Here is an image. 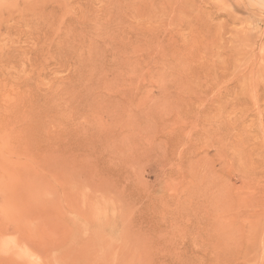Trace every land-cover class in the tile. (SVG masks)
Listing matches in <instances>:
<instances>
[{"label":"rangeland","instance_id":"rangeland-1","mask_svg":"<svg viewBox=\"0 0 264 264\" xmlns=\"http://www.w3.org/2000/svg\"><path fill=\"white\" fill-rule=\"evenodd\" d=\"M0 264H264V0H0Z\"/></svg>","mask_w":264,"mask_h":264}]
</instances>
